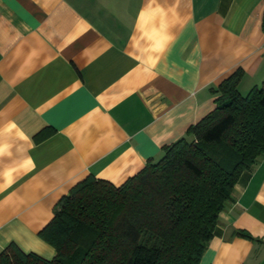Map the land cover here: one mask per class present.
I'll list each match as a JSON object with an SVG mask.
<instances>
[{
	"label": "crops",
	"instance_id": "crops-1",
	"mask_svg": "<svg viewBox=\"0 0 264 264\" xmlns=\"http://www.w3.org/2000/svg\"><path fill=\"white\" fill-rule=\"evenodd\" d=\"M263 14L264 0H0V252L51 259L39 234L76 184L158 161L235 71L241 95L260 86ZM199 264H264V154Z\"/></svg>",
	"mask_w": 264,
	"mask_h": 264
},
{
	"label": "trees",
	"instance_id": "trees-1",
	"mask_svg": "<svg viewBox=\"0 0 264 264\" xmlns=\"http://www.w3.org/2000/svg\"><path fill=\"white\" fill-rule=\"evenodd\" d=\"M242 75L225 79L215 108L120 186L92 176L76 184L39 234L51 259L11 243L0 264H199L234 186L264 154V81L242 96Z\"/></svg>",
	"mask_w": 264,
	"mask_h": 264
},
{
	"label": "rangeland",
	"instance_id": "rangeland-1",
	"mask_svg": "<svg viewBox=\"0 0 264 264\" xmlns=\"http://www.w3.org/2000/svg\"><path fill=\"white\" fill-rule=\"evenodd\" d=\"M242 95H245V94H242Z\"/></svg>",
	"mask_w": 264,
	"mask_h": 264
}]
</instances>
